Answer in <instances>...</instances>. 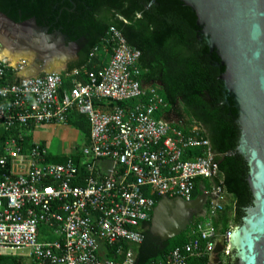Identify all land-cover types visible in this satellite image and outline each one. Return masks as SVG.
Listing matches in <instances>:
<instances>
[{"label":"built area","instance_id":"1","mask_svg":"<svg viewBox=\"0 0 264 264\" xmlns=\"http://www.w3.org/2000/svg\"><path fill=\"white\" fill-rule=\"evenodd\" d=\"M102 48L108 63L86 84L78 79L80 69L23 77L22 64L0 58V131L10 135L0 142V256L32 264H134L131 252L118 263L107 260L105 251L117 248L118 256L125 244L144 242V226L157 205L153 196L191 202L199 180L219 176L223 155L213 151L203 126L195 123L186 132L167 121L161 95L141 83V52L114 27ZM67 81L70 88L64 89ZM124 102L136 104L118 105ZM73 113L86 116L91 127L82 150L83 178L72 162L48 163L40 145L23 149L27 131L65 126ZM193 150L201 155L187 158ZM102 161L115 163L109 173L98 167ZM205 193L210 205L189 227V242L151 264H191L211 257L220 240L229 254L231 232L220 239L213 224L223 190ZM42 228L55 240H40Z\"/></svg>","mask_w":264,"mask_h":264},{"label":"trees","instance_id":"2","mask_svg":"<svg viewBox=\"0 0 264 264\" xmlns=\"http://www.w3.org/2000/svg\"><path fill=\"white\" fill-rule=\"evenodd\" d=\"M152 0H0V12L11 21L20 24L36 20L38 26L48 28L49 33L61 32L68 43L77 44L83 57L78 68L81 83L86 84L89 75L105 66L109 56L102 48L103 40L110 28L119 30L130 47L141 52V83L152 85L163 98L167 115L183 107V113L190 122L197 123L206 130L213 151L223 155L219 164V176L213 181L201 179L197 182L194 199L214 187H220L223 194L230 198V204L213 218V224L219 238L223 239L233 228L242 225L246 209L254 204L253 194L248 184L249 167L235 152L240 138L239 127L235 122L237 111L233 100L226 104V92L221 76L225 68L218 66L220 59L216 52H211L198 26L195 12L180 0H157L148 7ZM202 37V42L199 37ZM98 48L99 52L94 54ZM70 88V81L64 89ZM99 104V103H96ZM132 103H119L122 107H133ZM100 106V105H97ZM116 104L110 103L109 107ZM69 125L77 129L89 141L90 123L86 116L73 113ZM19 132H15L17 136ZM10 135L0 131V142ZM1 144V143H0ZM32 147L31 137L27 136L23 144L24 152ZM1 149V148H0ZM1 152V150H0ZM199 150L188 153L187 158L198 157ZM48 163L67 164L72 162L79 169L80 176L86 174V160L82 151L71 156H48ZM157 203L161 198L153 196ZM208 200L205 205L207 210ZM201 220V218H199ZM196 221V219H194ZM151 222L144 226V242L140 245L125 244L121 255H116L117 248H107L106 259L125 263L129 252L134 253V264H151L164 261L178 247L190 240V228L179 237L160 245L149 234ZM40 240L53 241L54 236L45 228L40 230ZM227 244H217L215 252H221L216 264H238L226 254ZM22 259L12 256H0V264H22ZM191 264H212L206 256L194 259Z\"/></svg>","mask_w":264,"mask_h":264},{"label":"water","instance_id":"3","mask_svg":"<svg viewBox=\"0 0 264 264\" xmlns=\"http://www.w3.org/2000/svg\"><path fill=\"white\" fill-rule=\"evenodd\" d=\"M180 1L195 12L202 37L210 51L217 53L218 66L225 68L221 80L226 104L233 100L240 131L238 147L229 156L241 155L249 167L254 204L246 209L242 225L231 232L236 234V244L231 239L226 242L238 264H264V0ZM156 2L152 0L148 7ZM0 17L14 26L30 22L37 39L66 41L61 32L49 33L34 19L17 24L1 12ZM208 197L203 193L191 202L161 199L152 215L150 235L161 243L179 237L203 214Z\"/></svg>","mask_w":264,"mask_h":264},{"label":"crops","instance_id":"4","mask_svg":"<svg viewBox=\"0 0 264 264\" xmlns=\"http://www.w3.org/2000/svg\"><path fill=\"white\" fill-rule=\"evenodd\" d=\"M2 21L3 18L0 17V22ZM13 27L18 34H24V24L15 25ZM35 32L36 30L31 24V48H28L27 46H24L20 43V35L17 36L19 42H16L17 45H15L16 47H14L13 50L5 47V51H3L0 47V54H6L5 56H3V58L9 59L13 65H23V77L34 78L51 73L64 74L66 72L79 69L78 67L82 65L81 63L83 61V57L81 56V49L77 44L68 43L67 40L64 41L61 38H57L55 40L44 38L43 40H40L35 36ZM1 39L4 40L3 37L1 38L0 36V40ZM38 128H34V130L37 131ZM71 131L78 130L70 126L69 123L65 126L45 124L42 125V132H38V134H40V141L33 139L31 136V144L40 145L41 147L45 148L49 156H67L63 154L64 149L62 148V145H54V140H52L51 143L49 142L48 138L51 136L50 139H54L53 135L56 134L61 137V143L69 141L70 147L72 148V151H69V156H71L78 151V149H76L77 147L74 145L76 143V138L71 137V134H73L71 133ZM27 135L30 136L29 133H27ZM81 140L84 141L85 146L88 145L87 138L83 136ZM107 162L108 161L100 162L102 164V167H100L102 172H110L108 171V167L105 166V163ZM219 244L221 247L224 245L222 240L219 241ZM220 255H222L221 252H214V254H212V256L210 257L212 264H216V259Z\"/></svg>","mask_w":264,"mask_h":264},{"label":"rangeland","instance_id":"5","mask_svg":"<svg viewBox=\"0 0 264 264\" xmlns=\"http://www.w3.org/2000/svg\"><path fill=\"white\" fill-rule=\"evenodd\" d=\"M179 110L182 112V114L184 115V119L182 120V121H179V122H175V120H174V118L172 119V118H170V120H168L167 118H166V120L167 121H170V123H175L178 127H184V125H186V122H190V120H189V118L187 117V116H185V114L183 113V107L179 104ZM194 124L195 123H190L189 124V126H194ZM197 124V123H196ZM38 127H40V128H38ZM36 128H38V130L37 131H35L34 130V128L33 129H31L30 131H27V133H29L30 134V137L32 136V138L33 139H36L37 141H40V134H38V132H42V125L41 126H37ZM191 128V127H190ZM40 129V130H39ZM71 133H73V134H71V137H75L76 138V143L74 144L77 148L76 149H78L79 151H82L83 150V148L85 147V145H84V141H82L81 139H82V135L78 132V131H71ZM54 136V139H50V137L48 138L49 139V142L51 143V141L52 140H54V145H57V146H60V145H62L63 147V149H64V152H63V154L64 155H67V156H69L70 154H69V151H72V148L70 147V144H69V141H66V142H60V138L61 137H59L58 135H53ZM75 149V148H74ZM52 150V149H51ZM51 152V151H50ZM52 153V152H51ZM104 165V164H103ZM115 165V163H112V162H107V163H105V166L106 167H108V171H110L109 169H111L113 166ZM98 167L100 168V167H102V164L101 163H98ZM228 204H230V198L228 197V196H226V195H222V197H221V199H220V205L222 206V207H224V206H226V205H228ZM206 209H205V207H204V212L203 213H205L206 211H205ZM202 217H204V214H203V216H200V215H197L194 219H196V221L199 219V218H202ZM194 221V220H193ZM234 229V228H233ZM231 248V247H230ZM228 249H229V247H228ZM132 253V255H133V258H134V253L133 252H131ZM227 256L229 257V258H231V260L232 261H234V259H235V251H231V250H229V254H227ZM19 258V257H18ZM20 259H22V264H32V263H30V261L29 260H27V258L25 259V258H21L20 257Z\"/></svg>","mask_w":264,"mask_h":264},{"label":"flooded vegetation","instance_id":"6","mask_svg":"<svg viewBox=\"0 0 264 264\" xmlns=\"http://www.w3.org/2000/svg\"><path fill=\"white\" fill-rule=\"evenodd\" d=\"M27 22V21H26ZM0 36L1 38L3 37L4 40H0V47L2 48L1 50L5 51V47L13 50L14 47H16L15 45L16 42L18 40L17 36L20 35V43L24 46H27L28 48H31V24L30 22H27L24 24L25 27V32L24 34H18L17 31H15L14 29V25H12L11 23L7 22L6 20L3 19L2 22H0ZM39 38V37H38ZM179 109V107H177ZM170 118H174L175 122H179L181 121V117L179 116V114L174 111L170 114L167 115V119L170 120ZM150 229L149 228V234H150ZM158 243L160 245H162L163 243L160 242L159 239L155 238Z\"/></svg>","mask_w":264,"mask_h":264},{"label":"bare ground","instance_id":"7","mask_svg":"<svg viewBox=\"0 0 264 264\" xmlns=\"http://www.w3.org/2000/svg\"><path fill=\"white\" fill-rule=\"evenodd\" d=\"M6 54H0V58H2L3 59V56H5ZM13 59V58H12ZM15 59V58H14ZM231 244L232 245H235L236 244V234H233L232 236H231ZM230 247H231V245H230ZM232 248V247H231Z\"/></svg>","mask_w":264,"mask_h":264}]
</instances>
